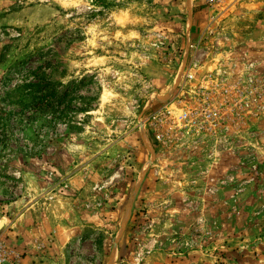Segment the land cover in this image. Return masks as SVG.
I'll use <instances>...</instances> for the list:
<instances>
[{
    "label": "rangeland",
    "instance_id": "374dc122",
    "mask_svg": "<svg viewBox=\"0 0 264 264\" xmlns=\"http://www.w3.org/2000/svg\"><path fill=\"white\" fill-rule=\"evenodd\" d=\"M0 264H264V0H0Z\"/></svg>",
    "mask_w": 264,
    "mask_h": 264
},
{
    "label": "built area",
    "instance_id": "2783aa9c",
    "mask_svg": "<svg viewBox=\"0 0 264 264\" xmlns=\"http://www.w3.org/2000/svg\"><path fill=\"white\" fill-rule=\"evenodd\" d=\"M7 253L3 251L2 246L0 245V261L3 260V257L6 256Z\"/></svg>",
    "mask_w": 264,
    "mask_h": 264
}]
</instances>
